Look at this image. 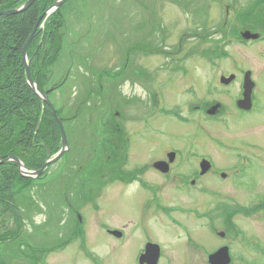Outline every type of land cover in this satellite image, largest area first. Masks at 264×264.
I'll list each match as a JSON object with an SVG mask.
<instances>
[{"label": "rangeland", "instance_id": "obj_1", "mask_svg": "<svg viewBox=\"0 0 264 264\" xmlns=\"http://www.w3.org/2000/svg\"><path fill=\"white\" fill-rule=\"evenodd\" d=\"M256 1L70 0L60 13L62 17L64 12L63 21L67 24L64 38L56 37L61 29L51 27L56 34L51 33L50 29L42 35L38 43L42 52L47 55L44 58L45 70L49 75L51 70L55 74L54 77L51 76L53 82L57 81L58 85L62 82L61 89L56 91V94L53 93L50 101L59 111L63 110L62 114L66 112L68 118L71 119L72 110L82 100L107 103L109 89H105L101 95L99 82H96L95 88L88 89L89 84L100 77L102 84H108V88L116 89L111 92L108 110L105 109L102 116L105 115L104 118L108 117V121H111L116 115V110L120 109L126 115V119L142 121L141 127L144 132L151 133L148 128L157 106H149L148 94L153 93L155 85L159 95L155 98L161 103H158L157 113L159 130L153 133L158 138V148L170 146L181 148L188 142H196L199 151L205 150V153L214 155L218 160L235 157L237 152L241 153L242 158L253 157L252 167L251 161L244 163L242 159L244 163L242 167H246H243V176H247L243 177L244 181L241 182L244 184L246 203L235 206L239 211L236 223L241 236L234 240L232 249L234 257L245 258L247 264H264V213L261 210L263 207L254 214L250 212L252 211L250 208H255L251 205L257 200L261 201L259 194L264 195V24L246 27L242 25L247 18L255 20L257 15L260 16V13L264 12L263 9L250 12L249 9ZM228 7L233 9L229 14ZM255 12L254 16L249 14ZM189 31L194 36L190 37ZM246 31L257 34L258 41H244L241 35ZM54 53H57L58 57L52 61ZM75 63L76 67L81 66L77 77L80 78L79 82L73 80L72 72L68 74ZM248 71L252 72V79L256 83L254 107L253 113L243 114L244 112L241 113L236 108V102L243 93V78ZM102 74L105 75L106 82L103 81ZM118 74L120 78L117 80ZM230 75H235L236 81L229 87L221 86V77ZM58 78L60 79L57 80ZM121 78H124V81H120ZM84 80L87 85H84ZM46 82L49 84V81ZM53 82L50 85H53ZM93 89L95 92H92ZM202 102H205L203 103L205 105L220 103L225 107V113L220 118L210 120L207 116L193 112L192 106ZM94 110L95 113L92 111L87 119L69 121L65 124L70 151L68 150L59 163L50 167V176L40 189L46 203L47 214L52 215V224L46 229L43 242L47 247L67 243L56 254L51 255L46 264H123L126 261L130 264L132 253L137 248L133 246L132 249H128L124 244L108 249V240L101 235L98 226L101 214H91L88 208L85 210L89 204L86 203L89 186L95 194L106 195V189L102 188L99 182L92 180L86 182L89 173L93 171L84 168L92 155L93 142L98 148H103L104 139L100 135L103 132L101 117L96 115L97 109ZM139 121L130 122L128 129L130 125L136 129L140 125ZM117 124L112 125L117 127ZM146 137L149 138L147 135ZM59 141L60 138L57 139V142ZM198 142H203V145H199ZM96 157H100V164L106 163L107 157L103 158L102 154ZM58 172L55 181H50ZM213 181L208 178L206 183L210 192L231 193L227 187L217 190L219 186ZM115 189L114 192H118L119 188ZM231 194L237 195L236 192ZM67 197L68 203L70 202L73 208L75 205L85 219L87 217L92 219L80 234V239L73 243H69L68 240L79 236H76L77 230L73 223L76 212L66 214L68 229L64 226L57 227L54 222L59 218L55 211L63 213L69 211L67 204L64 203ZM101 202L103 200H97V204ZM105 206H108L109 217L116 219L112 220L113 223L119 222V217L139 216L137 212L139 206L131 199L112 200ZM180 206L192 207L190 204ZM213 206L208 199L207 208L203 209L208 212ZM100 211L104 213V209ZM186 217L175 215V218L188 222ZM193 222L188 223L187 228L203 250L195 248L191 252V260L196 259L198 262L195 264H208L209 255L222 244V241L212 235L209 222L205 221V225ZM167 224L169 223L159 218L154 227L155 232L153 231L161 239L165 249L171 251L178 249V246L186 247L185 230ZM213 229L226 230L218 222ZM20 241L39 246L42 239L37 233L33 235L25 232ZM110 242L117 244L113 240ZM16 245L18 244L16 243L14 247L7 246L6 260L9 264H30V261H33V251L22 250L23 258L17 259L9 251L18 250L19 253ZM93 250L97 255L92 253ZM89 252L93 254L94 259L87 257ZM234 264L242 263L235 260Z\"/></svg>", "mask_w": 264, "mask_h": 264}, {"label": "flooded vegetation", "instance_id": "obj_2", "mask_svg": "<svg viewBox=\"0 0 264 264\" xmlns=\"http://www.w3.org/2000/svg\"><path fill=\"white\" fill-rule=\"evenodd\" d=\"M227 12H230V8L227 9ZM122 62L124 61L122 60ZM80 68L81 66L76 67L75 63L74 67L68 73L70 74V72H72L71 74H74L73 80L76 82L80 81V78H77L80 73H78ZM123 69L125 70V68ZM51 76H55L52 70L48 77L49 79L47 80L49 81V84L46 87L47 89L51 87V89L49 88L48 91H46L49 92L50 99L53 93L56 94L62 87V82L58 85L59 83L57 81L53 82L54 80ZM104 76L105 75L102 74V79L106 82ZM119 78L120 75L117 77V80ZM59 79L60 78L57 80ZM96 79L95 82L93 81L89 84L88 89L95 88L96 82H99V93L101 95L104 94L105 89H109L107 103L95 101V104L89 99H85L86 101L82 100L74 110L71 109V119L65 115L66 112L62 114L63 110L59 111L57 109L58 107L53 103L52 104L58 112L57 116L61 120L63 127L69 121L72 122L83 118L87 119L91 116L92 111L95 113L94 109H97L96 115L101 117L100 123L102 124L103 132L100 133V135L102 139H104L103 148H98L93 142L92 155L90 159L86 161V167L84 168L92 169L93 171H89L90 176L87 177L86 182H90L91 180L99 182L101 187L106 189V195L103 196L101 193L95 194L91 186H89L88 198L86 201V203L88 202L89 204L86 206L85 210L88 208L89 213L91 214H101L99 216L100 222L98 223V226L101 235L108 240L107 248H115L124 244L128 246V249L137 246L135 252L132 253V258L129 260L130 264H195L198 261L196 259L191 260V252H193L195 248L200 250H203V248L199 243L197 244V241L194 239L195 236H192L193 234L190 232V229L187 228V224L194 221L193 224L201 222L205 225V221H207L209 222V226L212 227V235L222 241V244L217 247L213 254L222 249H228L229 257L231 259L230 264H234L235 260H238L242 264H247L245 258L236 259L237 256L234 257L232 249L235 243L234 240H238L239 236H241L238 233L239 228L236 223L239 211L235 206L239 203H246L244 184L241 182L244 181L243 177L247 176H243V167H246H242V163L249 160L251 161L252 167V162L254 161L253 157L252 159L247 157L242 158L241 153L237 152L238 154L235 157H225L218 160L214 155L205 153V150L204 152L199 151L198 148H196V142H188L181 148H173L171 146L168 148H158V138L155 137L153 133L155 131L157 133L159 130L157 113L159 111L158 106L161 103L159 99L156 101L155 97L159 95L155 90V85L153 86V93L148 94L149 106H157V110H154L155 112L152 111L150 128L147 127L150 129L151 133H148L146 131L144 132V129L141 127L142 121L139 120V128L137 127L135 129L130 125L128 129V124L130 122L137 123L138 121H136V119L134 121H129V119L125 118L126 115L122 113L120 109L116 110V115L112 117L111 121H108V117L105 119V115L102 116L105 113L103 111L105 109L108 110L112 98L111 92L116 89L108 88V84H102L100 77H97ZM122 80L124 81V78H121L120 81ZM52 82L53 85H50ZM84 85H87L85 80ZM92 92H95V90L93 89ZM242 96L243 93L241 98ZM241 98L236 102V108L243 113V110L238 108V103ZM203 103L205 102L192 106V111L207 116L210 120L220 118V116L225 113V107L220 103H215L213 105H205ZM217 105H220V107ZM212 107H218L215 115L208 113L209 109ZM245 113L246 112L243 114ZM54 119L59 131L60 150L53 154V149L46 146V143L45 153L48 157L50 155L56 156L62 151V134L57 119L55 117ZM113 119L115 121H113ZM114 123H118L116 125L117 127L112 125ZM146 135L149 138H147ZM68 137L69 136L67 135V140ZM94 138L95 137H93V139ZM50 140L51 138L49 137L48 141L50 142ZM198 143L199 145H203V142ZM51 144L52 142H50V145ZM41 145L43 146V143H41ZM101 154L103 155V158L107 157L106 163L104 162L103 164H100V157H96ZM222 156L223 154L220 158H222ZM62 159L63 157L57 163ZM36 161L38 162L39 158H36ZM14 164L17 165L16 163ZM45 164L46 162L44 165ZM24 166L25 169L29 171L38 172L42 169V167L31 169L30 167H27L25 163ZM34 166L35 165H32V167ZM17 167L19 176L23 179L30 180V178H24L21 176L19 165H17ZM96 167L98 169H96ZM58 174L59 172L55 173L50 181H55L57 178L55 175ZM48 176L44 177V175H40L38 179H32L34 181L32 184L33 189L22 197H16L18 206L13 207L14 211L18 214L19 222L15 220V217L12 219L10 222L12 231L17 232L18 234H21L22 232L25 234V232H28L35 235V233H37L42 239L39 246L35 245V243H23L20 241L21 238L19 242H17L18 245L16 246L19 251L25 249L33 251V261H30V264H46L49 257L56 254L63 245L47 247L46 243L43 242V239L46 236V229L52 224V215L50 213L47 214L46 203L43 200L44 196L40 191L43 187V183L40 181L42 180L46 183L44 180ZM208 178L214 180V184L219 186L217 190H222L227 187L228 190L230 188L231 193L236 192L237 195H232L229 191L210 192L209 187H207L206 184ZM82 182L83 181H80V183ZM38 183L39 188L37 187ZM115 187L119 188L118 192H114L116 190ZM100 191L101 189H99V192ZM121 198H125L127 201L131 199L136 202L139 206L137 211L139 216H136L135 218H131L130 216L127 218L119 217V222L113 223L112 220L116 219H111L109 217L110 212L107 210L108 206H105V204H109L112 200H118ZM208 199H210L211 204L214 206L211 210L206 212L203 208H207L206 202ZM259 199H261L260 202L257 200L254 202L255 205H251L255 206L254 209L250 208V210H252L250 211L251 214L256 213L258 209L260 210L262 207L261 210L264 213V195L259 194ZM97 200H103V202L97 204ZM68 201V197L64 199V203L67 204L66 206L69 211L66 213H63V211H55V214L58 213L57 215H59V218H57L58 222H54L58 225L57 227L64 226L65 229H68V215L66 214L76 212L73 223L77 230L76 236H78L83 233L85 226L88 222H91L92 219H89L88 217L85 219L83 213L80 210H77L75 205L73 208ZM180 204H190L192 207L186 208L180 206ZM244 208L246 209V207ZM74 209L77 211H72ZM101 209H104V213L100 211ZM175 215L187 216L186 219L189 221L184 222L183 220H179L175 218ZM159 218H162L169 224H173L175 227L185 230L184 233L187 236L185 242L186 247L178 246V249H171V251L165 249L161 239H159L156 233L154 234V227ZM216 222L226 230L213 229V227L216 226ZM169 224L167 225L169 226ZM95 236H98V234H95ZM243 238L244 237H241V239ZM112 240L117 244H112V242H110ZM83 251H85V249ZM92 253L97 255L95 250H93ZM210 256L211 255L208 257V264H210ZM87 257L94 259L93 254L90 252ZM93 261L96 262L95 260ZM123 264H127V261L123 262Z\"/></svg>", "mask_w": 264, "mask_h": 264}, {"label": "trees", "instance_id": "obj_3", "mask_svg": "<svg viewBox=\"0 0 264 264\" xmlns=\"http://www.w3.org/2000/svg\"><path fill=\"white\" fill-rule=\"evenodd\" d=\"M27 1L0 0V11L19 9ZM57 1L59 0H37L23 14L0 17V162L16 157L31 169L41 168L48 159L45 153L46 146L53 149V154L60 150L59 142H57L60 138L57 123L50 108L29 86L22 56L23 48L37 21ZM63 8L64 6L61 9ZM61 9L47 19L44 30L39 29L28 50L31 76L38 83L42 93L48 91L46 81L49 79V73L45 70L44 58L47 55L42 52L38 43L42 35L53 27L61 29L56 37L64 38L67 24L63 21L64 12L62 17L60 16ZM249 14L254 16L256 12ZM256 19L247 18L242 25L246 27L263 24L264 12L260 13V16L257 15ZM51 33L56 34V31L52 29ZM53 57L52 61L56 60L57 53H54ZM49 137L51 145L48 141ZM36 158H39L38 162ZM32 165L35 166L32 167ZM33 183L34 181L19 176L18 167L14 163L0 166V264H9L5 257L6 248L14 247L13 244L19 242L22 234L12 231L10 226L14 217L19 222L18 214L13 209L14 206H18L16 197H22L30 192L33 189ZM9 251L17 259L23 258L22 250L19 253L18 250Z\"/></svg>", "mask_w": 264, "mask_h": 264}, {"label": "water", "instance_id": "obj_4", "mask_svg": "<svg viewBox=\"0 0 264 264\" xmlns=\"http://www.w3.org/2000/svg\"><path fill=\"white\" fill-rule=\"evenodd\" d=\"M37 0H29L27 1L26 4H24L21 8L13 10V11H8V12H0V16H13V15H18L21 13L26 12L27 10H29L36 2ZM67 1L69 0H59L53 7H51L48 11V14L50 13H54L55 11H57L59 8H61ZM43 17H41L37 23V25L35 26V29L33 31V33L31 34V36L29 37V40L27 41V43L24 46L23 52H22V56H23V61L26 67V77L28 80V84L30 85V87L32 88V90L39 96V98L46 103V105H48L51 108V111L53 113V115L55 116V118L58 121L60 130H61V134H62V142H63V149L61 151V153L55 157L54 159H49V161H47V163L45 164L44 168L38 172V173H33V174H28V172H24L23 170L21 171L23 173V175L26 176H33V175H37L40 176L42 175L46 169H48L51 165L56 164L64 155L65 153L68 151V142H67V137H66V132L64 130L63 124L61 122V120L57 117V113L55 111V109L53 108L52 104L49 101L48 98V94H42L38 87H37V83H35L31 77L30 74V62L28 61L27 58V53H28V48L30 46V44L32 43V41L34 40V37L37 33L38 27L42 21ZM243 37L246 40H258L259 36H252L249 32L245 33L243 35ZM235 79V76H231L229 79L223 77L221 79V82L224 85H229L231 84ZM245 83H244V98L239 101V107L245 111H250L252 109L253 106V102H252V94H253V88L255 86L253 80H251V72H248L245 76ZM220 107V106H218ZM218 107H214L212 108L208 113L209 114H213L215 115V112L217 110ZM11 160L15 161L17 164H19V166L21 167V169L23 168V164L16 158H12ZM6 161H3L1 164H5ZM231 259L229 257V253H228V249H222L220 251H218L216 254L212 255L210 257V264H230Z\"/></svg>", "mask_w": 264, "mask_h": 264}]
</instances>
